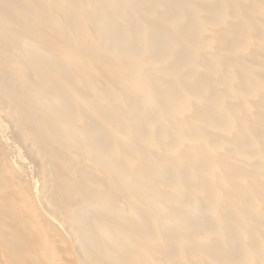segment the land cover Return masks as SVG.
Wrapping results in <instances>:
<instances>
[{"label": "bare ground", "instance_id": "1", "mask_svg": "<svg viewBox=\"0 0 264 264\" xmlns=\"http://www.w3.org/2000/svg\"><path fill=\"white\" fill-rule=\"evenodd\" d=\"M0 264H264V0H0Z\"/></svg>", "mask_w": 264, "mask_h": 264}]
</instances>
